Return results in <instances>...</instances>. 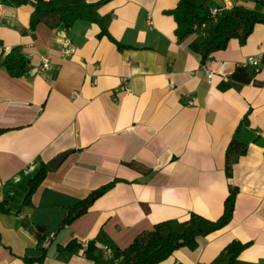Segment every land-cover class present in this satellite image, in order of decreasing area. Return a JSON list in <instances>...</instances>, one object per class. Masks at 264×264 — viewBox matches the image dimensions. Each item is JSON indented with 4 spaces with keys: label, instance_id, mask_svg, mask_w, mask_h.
<instances>
[{
    "label": "crops",
    "instance_id": "obj_1",
    "mask_svg": "<svg viewBox=\"0 0 264 264\" xmlns=\"http://www.w3.org/2000/svg\"><path fill=\"white\" fill-rule=\"evenodd\" d=\"M178 1L95 6L124 46L119 49L94 22L30 28L31 4L0 0V55L18 47L28 60L21 76L0 67V200L9 209L0 213V264H28L25 258L43 252V263L30 264H125L104 248H123L160 221L178 230L191 212L217 218L229 184L239 190L230 222L201 237L195 249L179 248L159 264H226L221 250L234 239L250 245L233 264H264V59L254 82L230 79L248 57L264 54V24L254 26L244 45L231 40L213 53L208 75L198 33L176 37L169 11ZM229 1L259 7L254 0ZM189 2L226 8L224 0ZM65 39L72 48L67 57L61 54ZM43 57L50 61L45 71ZM120 78L127 81L125 91L117 88ZM233 136L247 151L228 179L224 155ZM65 151L71 152L50 167ZM41 164L49 166L46 177L24 204L28 180ZM113 179L120 181L61 226L68 206ZM71 240L80 246L59 250ZM90 240L93 258L81 245Z\"/></svg>",
    "mask_w": 264,
    "mask_h": 264
},
{
    "label": "trees",
    "instance_id": "obj_2",
    "mask_svg": "<svg viewBox=\"0 0 264 264\" xmlns=\"http://www.w3.org/2000/svg\"><path fill=\"white\" fill-rule=\"evenodd\" d=\"M17 6L31 4L33 11L30 15L29 27L35 28L43 24L50 29L61 26L69 27L76 20H87L99 26L100 34H105L119 48L122 46L108 31L101 18L95 13V6L107 0L97 3L61 4L55 0H4ZM259 7L248 9L243 6L233 5L220 10L215 15L211 14L208 7L203 4H193L189 0H179L177 6L169 13L174 16L177 23L175 30L176 37L182 39L191 33H198L200 36V61L206 63L213 53L224 50L229 41L237 40L244 45L251 34L254 26L258 23L264 24V1H256ZM204 25V26H203ZM0 57V67L10 76H21L28 67V60L18 52V47H13L3 52ZM258 71L249 69L247 66H237L231 73L230 79L242 83L255 81ZM246 123V117L243 119ZM0 129V134L3 132ZM247 151V144L232 137L226 147L224 155L225 176L230 179L233 174V166L237 160ZM126 166L146 172L136 162H125ZM49 166L41 164L35 174L28 180V190L24 197V204H30L31 196L37 190L46 177ZM119 179H113L96 189H93L87 196L66 208V214L62 219L61 226L64 227L78 217L85 214L91 205L107 192ZM238 187L229 184L228 193L223 201L221 214L210 219L195 212H191L186 219L181 221L179 229L173 230L169 225L160 221L155 223L151 229L141 231L133 240L123 248L111 247V253L115 258H121L125 264H159L172 256L179 248L186 247L195 249L201 237L224 228L232 219L235 202L238 194ZM5 200H0V213L8 212ZM102 237V233H99ZM250 245V242L232 240L221 250V255L226 259V264H233L241 252ZM80 246L75 240L69 241L59 250H73ZM95 241H88L84 254L93 258ZM44 252L38 258H25L26 262L37 260L43 263Z\"/></svg>",
    "mask_w": 264,
    "mask_h": 264
},
{
    "label": "built area",
    "instance_id": "obj_3",
    "mask_svg": "<svg viewBox=\"0 0 264 264\" xmlns=\"http://www.w3.org/2000/svg\"><path fill=\"white\" fill-rule=\"evenodd\" d=\"M225 1V7L226 8H229L232 6L231 2L229 0H224ZM254 1H264V0H254ZM208 10L211 14L215 15L216 13H218L220 10L218 8H215V7H208ZM150 20V19H149ZM149 24L152 25V21L150 20L149 21ZM204 26V25H203ZM72 53V48H71V42L69 39H65L64 41V46L63 48L61 49V54L65 57L69 56L70 54ZM264 59V54H260L258 56H251V57H248L244 63L242 64V66H252L254 67V69L256 71L259 70V67H260V63L261 61ZM50 67V61H49V58L48 57H43L41 59V65H40V69L45 71V70H48ZM202 69L205 70L207 72L208 75H210V73L207 71V68H206V63L203 64L202 66ZM68 75H71L70 73ZM93 84L96 85L97 82L96 81H93ZM126 84H127V81L125 78H120L119 79V82H118V86L117 88L121 91H125L126 90ZM53 235H51L50 237H52ZM48 241H46L44 243V245H47ZM87 244H88V241H82L81 242V245L83 248H86L87 247ZM104 251L106 254H111V249L108 248V247H105L104 248Z\"/></svg>",
    "mask_w": 264,
    "mask_h": 264
},
{
    "label": "water",
    "instance_id": "obj_4",
    "mask_svg": "<svg viewBox=\"0 0 264 264\" xmlns=\"http://www.w3.org/2000/svg\"><path fill=\"white\" fill-rule=\"evenodd\" d=\"M71 151H65L58 156H56L53 160L49 162L50 167L57 168L60 163L63 161V159L70 153Z\"/></svg>",
    "mask_w": 264,
    "mask_h": 264
},
{
    "label": "rangeland",
    "instance_id": "obj_5",
    "mask_svg": "<svg viewBox=\"0 0 264 264\" xmlns=\"http://www.w3.org/2000/svg\"><path fill=\"white\" fill-rule=\"evenodd\" d=\"M254 69V67H252Z\"/></svg>",
    "mask_w": 264,
    "mask_h": 264
}]
</instances>
